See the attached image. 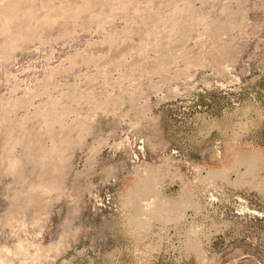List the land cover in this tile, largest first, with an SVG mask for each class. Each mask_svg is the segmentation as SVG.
I'll use <instances>...</instances> for the list:
<instances>
[{
	"label": "rangeland",
	"instance_id": "374dc122",
	"mask_svg": "<svg viewBox=\"0 0 264 264\" xmlns=\"http://www.w3.org/2000/svg\"><path fill=\"white\" fill-rule=\"evenodd\" d=\"M0 264H264V0H0Z\"/></svg>",
	"mask_w": 264,
	"mask_h": 264
},
{
	"label": "bare ground",
	"instance_id": "6f19581e",
	"mask_svg": "<svg viewBox=\"0 0 264 264\" xmlns=\"http://www.w3.org/2000/svg\"><path fill=\"white\" fill-rule=\"evenodd\" d=\"M147 210V209H146ZM162 214V213H161ZM150 215V214H149ZM160 216V215H159Z\"/></svg>",
	"mask_w": 264,
	"mask_h": 264
}]
</instances>
